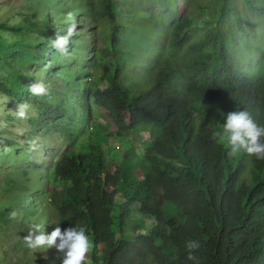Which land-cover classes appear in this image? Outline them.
<instances>
[{
	"label": "trees",
	"instance_id": "trees-1",
	"mask_svg": "<svg viewBox=\"0 0 264 264\" xmlns=\"http://www.w3.org/2000/svg\"><path fill=\"white\" fill-rule=\"evenodd\" d=\"M194 1L195 13L182 19L196 30L185 63L165 59L144 88L126 82L134 78L123 41L152 13L117 0H91L84 11L77 0H21L16 14L0 10V63L10 70L0 91L30 100L32 124L60 138L45 168L0 180V264H61L55 245L32 249L23 239L53 222L86 226L88 264H264V158L229 155L215 135L239 107L264 125V64L249 70L239 57L240 47L255 52L254 17L240 4L264 36V0ZM71 14L95 21L99 35L78 27L64 50L52 47ZM34 77H48L43 93L29 92ZM91 121L106 137L88 132ZM113 139L125 140V153L109 161ZM15 143L0 132V144Z\"/></svg>",
	"mask_w": 264,
	"mask_h": 264
},
{
	"label": "rangeland",
	"instance_id": "rangeland-1",
	"mask_svg": "<svg viewBox=\"0 0 264 264\" xmlns=\"http://www.w3.org/2000/svg\"><path fill=\"white\" fill-rule=\"evenodd\" d=\"M82 4V11L92 10V8L87 7V3L91 0H77ZM120 1V9L132 8L134 6L138 13L151 12L156 14L158 11H164L165 5L162 7L160 1L155 0H117ZM167 3L168 10L172 13L178 14L185 11L186 7L189 10L187 14L192 15L195 13L196 6L194 4L197 2H191L192 0H162ZM21 0H0V10L11 11V13L16 14L19 6L21 5ZM122 2V3H121ZM240 3V2H239ZM242 5V6H241ZM241 12L243 14L252 15L254 18L251 22H248L247 28L254 35V46L255 50L259 51H247L244 47H240L239 57L243 59V65L248 66L249 70H254L257 63L262 66L264 64V44L261 46V41L264 42V37L262 36V31L259 26L261 21L257 16L253 14V11L247 10L246 5L240 4ZM49 5L45 6L46 12L49 11ZM192 8V9H191ZM245 14V15H246ZM94 14L90 13L89 17ZM69 20L66 21L67 25H72V33L68 36V40L72 41L78 36V27L80 29H85L87 32H92V36L99 35L98 29L95 28L96 22L83 20L82 22L76 19L74 20V14L69 15ZM62 20V19H61ZM65 21V20H62ZM203 21V20H201ZM151 21H146L140 25L135 26L129 34L124 38L123 45V55L127 61L126 73H130L131 77L127 76L126 82L128 85H134V87L143 88L146 86L148 79L153 75L156 66V60L161 56L158 54L153 46V38L156 35L157 28L149 25ZM149 23V24H148ZM76 25L77 27H74ZM69 27V26H68ZM66 27V29L68 28ZM3 35H1L2 38ZM263 37V38H262ZM98 38V36L96 37ZM246 42L250 44V34H246ZM231 54L236 56V52L231 49ZM36 69L33 66L31 70ZM10 74L9 68L0 63V76L8 78ZM140 75V76H138ZM141 75L143 78H141ZM138 76V77H137ZM48 77L40 78L34 77L32 82L39 81L45 86ZM7 80V79H6ZM8 81V80H7ZM23 102L25 105L26 115L21 118L16 115V109L19 103ZM104 114L107 116V121H110L111 125L109 128L114 129L115 125L111 119L110 113L104 109ZM38 111L36 107L30 100L15 98L12 95L6 94L0 91V132L2 135L10 140H14L16 143L13 145H3L0 144V180H2L8 172H13V174H19L24 168H37L43 167L42 164L48 163L52 158L54 150L59 146L60 138L59 135L53 131H49L48 127H35L32 124V120L37 116ZM91 115V113H90ZM92 121L89 124L88 132L92 136H105L106 134L101 131H95L92 129L94 125ZM142 135V134H141ZM132 138V135H130ZM133 141H138L136 145H139L138 136H133ZM125 140L119 141L116 139L108 141V149H106V158L109 161L118 160L125 153ZM55 156L53 157L54 162ZM45 168V167H43ZM47 172V171H44ZM133 213L132 215L136 217L138 214L136 212L138 208V203H133L132 205ZM4 237H0V240ZM3 248L0 246V254Z\"/></svg>",
	"mask_w": 264,
	"mask_h": 264
},
{
	"label": "clouds",
	"instance_id": "clouds-1",
	"mask_svg": "<svg viewBox=\"0 0 264 264\" xmlns=\"http://www.w3.org/2000/svg\"><path fill=\"white\" fill-rule=\"evenodd\" d=\"M157 1H160L162 7L165 5L166 9L158 11L156 14L152 13L151 18L147 20L151 21L150 24L148 23L149 25H154L157 28L156 35L153 38V46L161 57L156 60L155 71L148 79L147 84L155 78L159 71L162 72L161 67L164 66L165 59H170L176 63H185L184 56L194 39L193 33L196 32L192 25L190 27L183 25L182 20L184 15H189L187 14L188 11L194 9L189 10V7H186L182 13L175 14L168 10L166 2ZM191 2L194 3L195 1L192 0ZM194 6H196V3ZM190 19L192 20V18ZM72 29L73 26L69 25L63 34L57 33L54 38H50L51 46L64 50ZM263 44L264 42L261 41L262 47ZM257 51L259 50L256 49L255 52ZM141 78H143L142 75ZM28 90L33 94H40L45 91V88L43 83L34 81L28 85ZM16 115L21 118L25 117L26 111L23 102L18 104ZM215 135H218L224 142L229 155L242 149L249 154H255L257 159L264 158V125L258 124L245 107L226 112L222 126ZM53 223L55 226L48 232H44L43 227L39 224L33 225L23 237L26 246L32 249H46L55 245L57 249L63 251L61 264H88L86 253L91 248V237L86 230V226L74 222V224L65 226L62 230L59 222ZM32 229H38V231L33 234Z\"/></svg>",
	"mask_w": 264,
	"mask_h": 264
}]
</instances>
